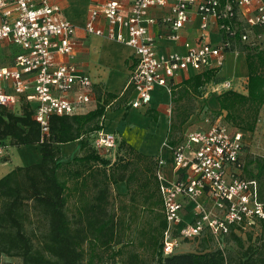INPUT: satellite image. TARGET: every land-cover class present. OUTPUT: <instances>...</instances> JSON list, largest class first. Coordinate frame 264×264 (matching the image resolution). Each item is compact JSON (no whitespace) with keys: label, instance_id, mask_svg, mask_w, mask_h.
I'll use <instances>...</instances> for the list:
<instances>
[{"label":"built area","instance_id":"2783aa9c","mask_svg":"<svg viewBox=\"0 0 264 264\" xmlns=\"http://www.w3.org/2000/svg\"><path fill=\"white\" fill-rule=\"evenodd\" d=\"M165 6L160 19L149 15L152 8ZM191 12L199 17L200 42H185L184 52L158 53L149 25L161 22L170 30L167 37L178 40ZM101 19L105 28L98 24ZM211 24L223 32L218 43L202 40ZM262 24L264 0H102L90 6L84 30L133 48L127 85L134 97L129 106L139 108L150 103L156 85L169 90L184 71L221 68L229 39L239 31V39L248 42L251 28ZM74 32L60 7L49 0H0V49L14 48L7 63L0 61V104L23 99L45 133L51 116L73 114L94 95L90 77L72 61ZM230 84L222 81L214 90ZM209 114L171 145L172 179L162 171L166 160L157 158L155 175L166 221L160 248L164 256L203 236L223 250L222 239L233 226L264 219L258 182L243 174L246 145L241 129ZM96 137L93 146L100 152L115 146L112 133Z\"/></svg>","mask_w":264,"mask_h":264},{"label":"trees","instance_id":"16d2710c","mask_svg":"<svg viewBox=\"0 0 264 264\" xmlns=\"http://www.w3.org/2000/svg\"><path fill=\"white\" fill-rule=\"evenodd\" d=\"M229 40L226 51L245 53L247 93L224 90L216 96L219 108L207 110L214 116L223 111L227 122L252 131L264 105V49L252 41H240L239 31ZM216 72L204 70L182 81V94L202 95ZM175 88L177 85L170 84L173 99ZM97 92L95 108L86 111L82 105L73 114L51 116L47 133L33 118L31 105L23 104L15 112L0 104V146L38 145L41 156L39 162L15 166L0 177V258L17 257L21 264H115L125 244L121 235L124 220L109 206L114 197L112 186L123 181L126 192L117 194L127 198L133 213L146 208L156 217L145 242L152 264H264V247L251 244L233 260L218 247L162 255L166 221L155 175L158 156L143 154L121 140L117 144L121 153L115 160L103 158L104 152L95 149L88 136L94 137L101 130L106 104L115 96L104 93L101 101ZM190 114L180 118V128ZM76 139L80 140L78 154L60 160L58 145ZM249 164L254 169L250 176L258 181L259 198L264 201V157H247L245 166ZM69 180H73L71 187ZM71 194L76 195L73 211L68 207ZM259 221L264 225V219ZM232 236L242 246L241 237ZM126 264L143 263L131 252Z\"/></svg>","mask_w":264,"mask_h":264},{"label":"crops","instance_id":"0c3cea01","mask_svg":"<svg viewBox=\"0 0 264 264\" xmlns=\"http://www.w3.org/2000/svg\"><path fill=\"white\" fill-rule=\"evenodd\" d=\"M49 1L57 4L60 7V15L74 25L75 48L72 61L77 65L80 71L86 73L90 77L94 87L92 100L84 104L82 110L88 111L95 108L99 93L97 90L101 93V97L99 98L101 101L103 100L104 93L115 96L106 104L104 114L101 118L102 128L96 132L95 135L97 136L99 132L106 134L112 133L115 138L118 139V142L123 140L143 154L164 158L166 164L163 166L162 171L167 179H172L174 173L170 165L171 145L182 135L175 136L169 144L166 142L171 134L168 115L166 114L169 109L166 108L165 111L161 110L165 109L167 105H175L176 101L180 100L182 95L177 97L176 94H173V97H176L173 99L170 94V89L168 90L165 86L156 85L152 91V98L148 105L139 108L130 107L129 101L134 97V93L132 88L128 87L127 81L134 64L135 55L133 48L123 43L111 41L104 36L87 34L84 30V22L87 18L90 6L100 3L102 0ZM167 10L168 6L152 8L149 15L160 19ZM199 23L198 15L191 12L188 21L179 30L180 38L178 40L167 37L170 30L161 22L149 25V30L156 36V48L158 53L166 54L174 51L184 52L185 42L191 44L200 42L202 31L199 29ZM98 24L102 28H105V23L102 19ZM248 34V39L253 41V44L264 49V24L253 26ZM222 37L223 32L220 31L215 24H211L203 31L202 40L205 42L218 43ZM13 50V47L0 49V61L7 63ZM197 73L200 72H182L174 79L173 85H177L175 89L180 88L179 85L182 81ZM247 77L248 69L245 53L238 49H234L232 51H226L222 67L217 69L214 78L209 82L211 85L212 81L215 80V85H218L225 80L233 81L235 87L231 89L246 94ZM220 92L222 91L215 92L213 87L212 92L204 90L202 95L196 97V105H206L207 107L204 111L199 109L196 114H190L186 122L181 125L180 131L182 133L187 127L192 128L194 127L193 125H198L200 120L202 123L203 116L208 113V107L212 110H217V108H219L216 96ZM23 104H26L25 101L20 99L7 107L18 112ZM219 116L222 117L223 121L227 122V120H225V112L222 111ZM136 118L140 119L141 123L144 124L138 125ZM262 121H264V105L260 108L255 126L257 127L262 124ZM160 125H162V127L159 130L158 128ZM241 130L243 134L246 132L244 136H246L248 132H251L248 130ZM150 135L157 141L155 147L151 145L152 137ZM75 141H77L80 146V140L76 139ZM158 142L160 144H158ZM35 146L38 147V145ZM79 146L73 157L78 154ZM245 151L244 148L243 158ZM6 159H10V154L8 152L6 153V157L0 161ZM243 174L246 176L245 162ZM114 186L119 193L126 192L125 182H117ZM190 243L192 242L182 243L180 248L189 250Z\"/></svg>","mask_w":264,"mask_h":264},{"label":"rangeland","instance_id":"374dc122","mask_svg":"<svg viewBox=\"0 0 264 264\" xmlns=\"http://www.w3.org/2000/svg\"><path fill=\"white\" fill-rule=\"evenodd\" d=\"M230 83V88L227 89L235 87V83H233V81H230ZM215 84V80L212 81L211 85L210 82L207 83L204 90L212 92L213 87L216 86ZM182 89L183 87L175 90L176 96L182 94ZM224 89L225 88H219V90H215V92L223 91ZM206 107V105H196V97H193L190 94H182V97H180V100L176 101L175 105H167L165 109H162L161 111H165L166 108L169 109L166 114L168 115L169 124L171 125V134L166 142L169 144L172 142L175 136H180V134H182L178 124L180 118L183 117L186 112L196 114L197 110L200 109L204 111ZM209 115L212 116L213 114ZM136 120L138 125L144 124L141 123L140 119L136 118ZM161 127L162 125H160L158 129L160 130ZM245 133L246 132H244L243 135H245ZM151 137V145H154L155 147L157 145V141L155 138H153V136ZM88 138L93 143L97 137H92L89 135ZM244 143L246 145V151L244 153L245 160L247 157L253 156L264 157V121H262V124L259 126H255L253 131L248 132L246 136H244ZM117 144L118 139H116L115 146L104 151V159H107L110 162L115 160V158L121 153L117 149ZM158 144L160 143L158 142ZM78 146L79 143L75 140L59 144L60 160L66 161L73 158ZM1 147L3 148V153L0 155V160L6 157L7 152L10 154V159L0 161V176L4 175L15 166L28 165L40 161L39 149L35 145H23L15 147L10 146L7 143H3ZM251 169L254 170L253 166L251 164L247 165L246 176L248 175V178L251 177ZM72 185L73 180H69V186L71 187ZM112 193H114V197L111 199L109 208L110 210H114L115 213L124 220L121 227V235L125 243L123 246L122 256L121 258H118L115 264H126L127 255L131 252H135L143 264H152L154 260L152 255L149 253L145 242L148 236L147 233L150 234V228L156 222V217L146 210V208L143 209V212L141 213L138 211V209L136 210L137 212L135 211V213H133L134 207L126 197L118 196L117 193L119 192L115 186H112ZM75 196L76 195L71 194L68 197V207L71 211H73L76 198ZM122 205L124 208H122ZM135 208H138V206ZM232 233L241 237L242 246L238 245L236 239L232 236ZM222 242V247L227 258L232 260L236 259L250 244L253 245L254 248L264 247V225H262L260 221H254L253 223H248L247 225H235L231 228V233L222 239ZM180 245H178L173 253L202 251L205 247H210V249H213L218 246L216 242L208 236H203L198 241L196 240L190 243L189 250L180 248ZM0 264H21V259L17 257L1 255Z\"/></svg>","mask_w":264,"mask_h":264}]
</instances>
